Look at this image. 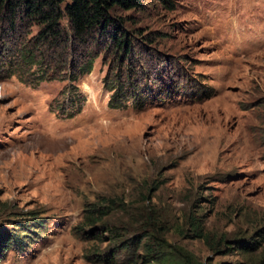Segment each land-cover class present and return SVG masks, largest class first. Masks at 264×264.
I'll list each match as a JSON object with an SVG mask.
<instances>
[{
	"label": "rangeland",
	"instance_id": "374dc122",
	"mask_svg": "<svg viewBox=\"0 0 264 264\" xmlns=\"http://www.w3.org/2000/svg\"><path fill=\"white\" fill-rule=\"evenodd\" d=\"M141 4L130 62L0 80V264H264V0Z\"/></svg>",
	"mask_w": 264,
	"mask_h": 264
},
{
	"label": "trees",
	"instance_id": "16d2710c",
	"mask_svg": "<svg viewBox=\"0 0 264 264\" xmlns=\"http://www.w3.org/2000/svg\"><path fill=\"white\" fill-rule=\"evenodd\" d=\"M141 7V0H0V80L16 77L20 83L35 88L45 81L65 79L67 74V80L73 83L91 72L98 56L94 48L99 45L113 53L115 61L130 62L134 36L126 32L122 18L114 13ZM63 20L68 29L62 25ZM33 27L38 31L32 36ZM144 39L152 42L148 36ZM80 50L79 58L69 62ZM32 69L33 79H26L24 76H30ZM50 70L53 75L48 76ZM126 71L125 79L129 80L131 70ZM113 77L116 82H104V88L112 93L108 107L125 109L130 99L135 108L142 107L144 101L139 99L135 85L130 83V89H125L120 76ZM85 212L93 224L106 215L100 210ZM194 231L197 238H202L199 225L195 224ZM144 250L151 255L149 247ZM113 258L114 253L101 263L113 264ZM127 262L136 264L132 259ZM143 262L148 264L149 257Z\"/></svg>",
	"mask_w": 264,
	"mask_h": 264
}]
</instances>
